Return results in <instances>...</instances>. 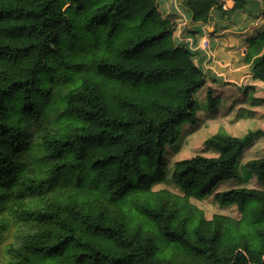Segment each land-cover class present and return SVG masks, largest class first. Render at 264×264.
Here are the masks:
<instances>
[{
	"label": "trees",
	"instance_id": "obj_1",
	"mask_svg": "<svg viewBox=\"0 0 264 264\" xmlns=\"http://www.w3.org/2000/svg\"><path fill=\"white\" fill-rule=\"evenodd\" d=\"M81 1L0 0V231L8 211L29 220L7 264H264L263 189L216 193L239 218H207L192 202L239 178L264 129L212 135L204 144L217 156L175 163L184 194L154 190L167 146L197 120L206 72L158 0ZM226 1L181 4L199 25L264 14L262 1ZM245 58L247 90L264 83V31ZM208 100L218 103L211 90ZM50 116L52 131L35 140V121ZM246 166L264 182V157Z\"/></svg>",
	"mask_w": 264,
	"mask_h": 264
},
{
	"label": "rangeland",
	"instance_id": "obj_2",
	"mask_svg": "<svg viewBox=\"0 0 264 264\" xmlns=\"http://www.w3.org/2000/svg\"><path fill=\"white\" fill-rule=\"evenodd\" d=\"M102 1L104 0H82L81 2L87 6H94ZM68 6H71V9L76 8L75 3ZM242 66L246 70L250 69V66L247 64ZM208 83L211 82L208 81ZM243 84L244 82H241L239 86L242 87ZM260 84H262V81H260ZM222 88L225 92L224 100H222L219 106L215 105V107H218L214 109H211V106H207L206 103L200 106L201 101L206 98L207 86L199 93L201 97L200 101L196 104V108L198 106L197 120L195 123H184L180 127L179 139L174 144L167 146L165 153L167 162L166 179L154 184V190L168 189L180 195L184 194L183 189L173 179L175 163L197 154L216 156L217 152L205 146L204 142L214 135L218 131V128L224 129L218 131V133L236 134L240 135V137L257 129H264V102L260 97V92H257L259 95L253 91L245 93L234 85H223ZM59 103L61 104V102ZM210 114H212L211 118L209 117ZM44 120V122L43 120L35 121V140L40 139V136L45 133H41V129L46 131H52L53 129L52 117H45ZM245 151L239 160V178L223 181L211 194L203 199H192L193 203L204 210L207 218H212L214 214L231 215L237 218L241 216L236 205L220 204L216 198L217 192L238 187L264 190V182L246 166L248 161L264 157V135L256 138L254 143ZM5 215L7 223L0 231V264H7L11 260L12 253L9 248L12 245L19 244L29 228V220L24 217L12 211H8Z\"/></svg>",
	"mask_w": 264,
	"mask_h": 264
},
{
	"label": "crops",
	"instance_id": "obj_3",
	"mask_svg": "<svg viewBox=\"0 0 264 264\" xmlns=\"http://www.w3.org/2000/svg\"><path fill=\"white\" fill-rule=\"evenodd\" d=\"M259 1H262V6L264 7V0ZM181 2L182 0H158V5L163 15L173 17L178 21L179 26L175 34L176 42L186 45L191 50L195 62L200 64L205 70L207 75L206 80L209 79L195 93L196 104L200 101L201 96L199 93L206 86V98L201 101L200 106L204 103L210 106L208 100V92L210 90L218 98L217 105L219 106L225 97L223 85H234L245 93L249 91L260 92V97L263 100L264 83L260 84V80L249 79L248 83L255 87L247 90L239 85L241 82H245V78L251 71V64L245 58L247 47L250 38L264 31V14L261 12L259 15L254 16L248 13H241L230 22H219L210 25L192 24L191 13ZM228 2V5H231L230 1ZM204 42L209 43L208 49H203L202 44ZM246 64L250 66V69L246 70V68H242V65ZM208 81L211 83H208ZM257 94L259 95V93ZM217 107L210 108L214 109ZM209 117L211 118L212 114ZM222 130L224 129L218 128V131ZM231 135L240 137V135L236 134ZM214 151L217 152L216 150Z\"/></svg>",
	"mask_w": 264,
	"mask_h": 264
},
{
	"label": "built area",
	"instance_id": "obj_4",
	"mask_svg": "<svg viewBox=\"0 0 264 264\" xmlns=\"http://www.w3.org/2000/svg\"><path fill=\"white\" fill-rule=\"evenodd\" d=\"M228 0L226 1V3L224 4V7L227 8L228 7Z\"/></svg>",
	"mask_w": 264,
	"mask_h": 264
}]
</instances>
